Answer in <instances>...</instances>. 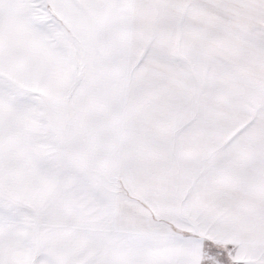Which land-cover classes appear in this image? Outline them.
Here are the masks:
<instances>
[{"label": "snow or ice", "instance_id": "6c2138e0", "mask_svg": "<svg viewBox=\"0 0 264 264\" xmlns=\"http://www.w3.org/2000/svg\"><path fill=\"white\" fill-rule=\"evenodd\" d=\"M0 264H264V0H0Z\"/></svg>", "mask_w": 264, "mask_h": 264}]
</instances>
